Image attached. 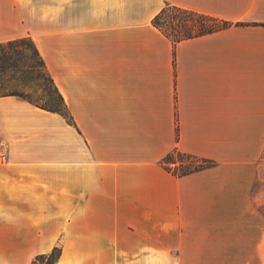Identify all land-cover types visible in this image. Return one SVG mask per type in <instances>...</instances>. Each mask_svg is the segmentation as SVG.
I'll return each mask as SVG.
<instances>
[{"label": "crops", "instance_id": "crops-1", "mask_svg": "<svg viewBox=\"0 0 264 264\" xmlns=\"http://www.w3.org/2000/svg\"><path fill=\"white\" fill-rule=\"evenodd\" d=\"M164 5L232 24L173 45ZM22 37L72 124L0 96V264H264V0H0ZM173 149L213 164L173 176Z\"/></svg>", "mask_w": 264, "mask_h": 264}, {"label": "trees", "instance_id": "trees-1", "mask_svg": "<svg viewBox=\"0 0 264 264\" xmlns=\"http://www.w3.org/2000/svg\"><path fill=\"white\" fill-rule=\"evenodd\" d=\"M231 24V22L224 19L173 5H164L151 19V25L159 30L173 45L184 39L224 29ZM26 38L29 39V37ZM22 39L18 38L0 43V72H3V63L6 59H8L10 62L11 68L17 70L18 66L16 65V57L19 54L18 50L20 48ZM29 42L31 43L34 53L38 59L39 66L44 70L48 81L53 87L55 99L49 96L48 93L36 95L35 98L21 96L13 92H0V96H16L27 101L35 107L57 113L67 124H72L68 110L60 94L53 85V82L45 69L40 55L38 54L30 39ZM25 66L27 69H32V66L30 65ZM160 164L173 176L180 177L188 173L209 167L213 163L208 159L197 158L195 156L182 153L177 149H173L161 159ZM54 251H57L56 256L51 258V260L46 264H51L55 261L58 250L52 249L48 254L42 256H52Z\"/></svg>", "mask_w": 264, "mask_h": 264}, {"label": "rangeland", "instance_id": "rangeland-1", "mask_svg": "<svg viewBox=\"0 0 264 264\" xmlns=\"http://www.w3.org/2000/svg\"><path fill=\"white\" fill-rule=\"evenodd\" d=\"M22 38L19 54L16 57L17 70L11 68L8 59L3 63V72H0V92H13L30 98L48 93L55 99L53 87L44 70L39 66L38 59L29 42L30 38ZM25 65L32 66V69H27ZM251 195L257 208L264 211V149L256 163ZM56 253L57 251H54L52 256L39 257L33 264H46L56 256Z\"/></svg>", "mask_w": 264, "mask_h": 264}]
</instances>
